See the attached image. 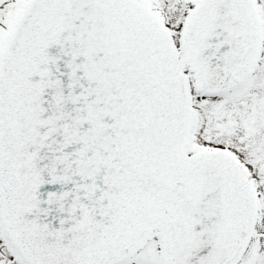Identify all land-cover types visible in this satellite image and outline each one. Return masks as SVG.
I'll use <instances>...</instances> for the list:
<instances>
[{
    "label": "snow or ice",
    "instance_id": "obj_1",
    "mask_svg": "<svg viewBox=\"0 0 264 264\" xmlns=\"http://www.w3.org/2000/svg\"><path fill=\"white\" fill-rule=\"evenodd\" d=\"M0 264H264V0H0Z\"/></svg>",
    "mask_w": 264,
    "mask_h": 264
}]
</instances>
